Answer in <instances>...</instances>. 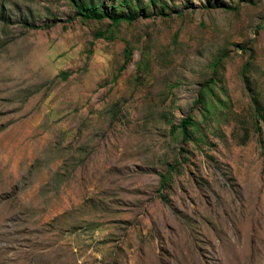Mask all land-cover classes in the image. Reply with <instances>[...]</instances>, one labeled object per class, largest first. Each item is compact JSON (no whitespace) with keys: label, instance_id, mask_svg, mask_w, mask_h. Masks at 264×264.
Returning a JSON list of instances; mask_svg holds the SVG:
<instances>
[{"label":"rangeland","instance_id":"rangeland-1","mask_svg":"<svg viewBox=\"0 0 264 264\" xmlns=\"http://www.w3.org/2000/svg\"><path fill=\"white\" fill-rule=\"evenodd\" d=\"M88 1L0 0V264H264V0Z\"/></svg>","mask_w":264,"mask_h":264},{"label":"trees","instance_id":"trees-1","mask_svg":"<svg viewBox=\"0 0 264 264\" xmlns=\"http://www.w3.org/2000/svg\"><path fill=\"white\" fill-rule=\"evenodd\" d=\"M74 8V14L72 16V19L79 17L80 19H88V18H94V19H102L106 18L110 24L116 23L119 20H123L125 22H131L136 19V17L127 15H118V16H112L111 14L107 13L104 10H99L97 7V3L92 2V1H86V0H67ZM183 8L190 9L192 8L189 3L184 2L182 5ZM163 6H161V9H159V14L164 15L162 12ZM142 15V14H139ZM113 36L108 32V31H96L93 33V38H105V39H111ZM129 52L126 51L124 53L123 59L124 62L119 66L118 71L122 69V67L125 64V61L128 59ZM245 68V64L243 66ZM204 95L205 93L203 92L202 94L198 95V97L194 100L195 104H203L204 105ZM253 104L255 102L253 101ZM253 112L254 116L256 119L262 120V123L264 124V118L262 117L259 108L256 105H253ZM177 128H179L182 137L185 140H188L189 133L193 130L194 128V123L192 122L190 117H184L182 118L178 124L173 125L170 124L169 130L170 131H175ZM171 169V166L169 167ZM162 182L163 177H162Z\"/></svg>","mask_w":264,"mask_h":264}]
</instances>
